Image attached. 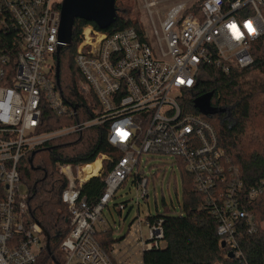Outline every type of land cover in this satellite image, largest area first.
Instances as JSON below:
<instances>
[{
    "label": "built area",
    "instance_id": "2783aa9c",
    "mask_svg": "<svg viewBox=\"0 0 264 264\" xmlns=\"http://www.w3.org/2000/svg\"><path fill=\"white\" fill-rule=\"evenodd\" d=\"M63 1L7 0L20 43L14 63L0 55V264H49L43 256L50 252L46 233L32 219L21 162L53 140L103 126L108 143L122 153L118 158L100 155L95 161L100 169L87 180L81 174L88 165L57 164L68 184L61 198L71 231L53 264H114L97 237L110 228L122 232L129 206L138 210L130 227L136 226L141 263L146 252L163 250V217L177 216L178 210L165 207L162 214L144 217L141 204H148L158 178L170 175L169 183L177 185V169L183 186L189 176L195 192L207 198L220 245L233 254L228 258L248 264L239 240L259 232L249 206L263 197L264 180L245 189L240 169L219 145L214 127L186 101L191 94L192 107L197 105L196 87L202 80H214L211 69L229 76L254 65L252 47L264 36V0H185L166 14L157 9L160 1L144 0L153 39L144 28L110 35L87 24L75 53L83 103L73 104L63 97L56 79ZM45 107L70 124L42 132ZM106 164L112 169L105 191L90 204L82 189L102 176ZM130 182L135 197L113 205L121 217L114 227L104 218L105 209L125 198L119 191Z\"/></svg>",
    "mask_w": 264,
    "mask_h": 264
},
{
    "label": "trees",
    "instance_id": "16d2710c",
    "mask_svg": "<svg viewBox=\"0 0 264 264\" xmlns=\"http://www.w3.org/2000/svg\"><path fill=\"white\" fill-rule=\"evenodd\" d=\"M118 2L115 4L117 16L114 25L106 32L113 35L134 28L141 33L143 24L129 13L128 17L125 16L126 12L120 14ZM87 24L94 25L75 20L71 44L55 54L60 69V90L72 104L83 103L78 89L81 73L75 64V53ZM19 41L20 30L12 27L7 0H0V55L10 56L14 63L19 52ZM252 49L254 65L241 72H232L229 76L211 69L210 76L214 80H202L196 87L195 94L202 96L198 104L192 107L194 98L191 94L186 101L194 113L214 127L219 145L233 164L239 167L246 190L260 185L264 180V36L254 43ZM204 101L207 102L204 104L208 109L206 111L200 108ZM213 109L216 111L213 112ZM222 109L229 115L221 113ZM44 113L42 132L60 129L71 122L58 118L49 107H45ZM103 154L117 158L122 154L108 143L104 126L53 140L21 162L20 171L28 188L32 219L40 223L49 237L50 252L43 253L49 264L58 261L56 251L71 231L70 213L61 198L68 184L57 164H70L74 168L89 165L86 167L93 168L94 162ZM111 167L106 164L102 176L91 179L83 187L82 196L90 204H96L105 191L104 181ZM185 179L183 214L165 215L162 220L167 246L163 250L146 252L141 264H237L228 258L229 250L220 245L218 223L210 213L207 198L195 192L189 176ZM249 207L260 223L259 232L241 238L240 247L248 264H264V195ZM114 235L115 231L110 228L100 232L97 237L102 249L111 257L114 246L120 241L114 239Z\"/></svg>",
    "mask_w": 264,
    "mask_h": 264
},
{
    "label": "rangeland",
    "instance_id": "374dc122",
    "mask_svg": "<svg viewBox=\"0 0 264 264\" xmlns=\"http://www.w3.org/2000/svg\"><path fill=\"white\" fill-rule=\"evenodd\" d=\"M153 1V0H149ZM154 1H160L159 5L157 6V9L161 11V13H167L169 10V7L184 2L185 0H154ZM190 3H192L195 0H188ZM118 8L120 10V14H123V12H126V17H128V13L138 19L141 24L144 25L145 33L148 37H153V27L151 20L148 15L147 9H144V0H119ZM164 18V17H163ZM156 23H158L157 17H156ZM159 24V23H158ZM170 175H167L164 180L161 181L160 178L156 180V185L154 187H151L150 189V199L148 201V204L143 202L141 204V210H144L145 213H142V216H148V214L151 213V215H157L162 214L166 209L165 207H168L170 209H177V214H179L181 211V207H183L184 204V194L183 192V183L182 176L180 171L177 169L176 172V181L177 185H175L174 180L169 183V177ZM186 180V179H185ZM187 181V180H186ZM163 182V184H162ZM154 188V190H153ZM175 188L177 189V196L175 195ZM119 193L121 195H124L125 198L119 197V199L115 200L111 204V210L105 209V216L104 218L107 219V223L116 227H119L121 217L119 216L118 212L115 211L113 205L119 204L120 201H129L133 199L135 196V189L132 183L130 182L128 185H126L124 188H122ZM165 201V202H164ZM165 203V206H164ZM131 211V212H130ZM174 212V211H173ZM175 213V212H174ZM129 216L127 217V215ZM138 215V210L134 208L133 210H130V206L125 210V213L123 215L125 222V229L126 233H128V236L124 238V240L117 244L114 247L113 257L116 259L118 263L121 264H140L141 263V257L142 253H139V245L137 243V235L135 234L136 226L130 227V224L133 223L134 219ZM107 225V224H106ZM102 229H105V227H101ZM147 230L145 229L144 235L146 236ZM117 236H115L114 239H119L120 236L118 231L116 232Z\"/></svg>",
    "mask_w": 264,
    "mask_h": 264
},
{
    "label": "water",
    "instance_id": "95a60500",
    "mask_svg": "<svg viewBox=\"0 0 264 264\" xmlns=\"http://www.w3.org/2000/svg\"><path fill=\"white\" fill-rule=\"evenodd\" d=\"M116 1L117 0H64L61 5L62 16L57 54H59L62 48L71 44L73 25L77 19L93 23L102 31L109 30L114 25L117 16V10L115 8ZM56 69V79L58 84L60 77L59 63L57 64ZM206 103L207 102L205 101L202 104L200 103V108H202L203 111L208 110L206 108L207 106L204 105ZM220 112L224 113L225 110L222 109ZM46 238L48 242L47 251L49 252V237L46 235ZM224 246L225 244L222 243V247ZM229 257L233 258V254H229Z\"/></svg>",
    "mask_w": 264,
    "mask_h": 264
},
{
    "label": "bare ground",
    "instance_id": "6f19581e",
    "mask_svg": "<svg viewBox=\"0 0 264 264\" xmlns=\"http://www.w3.org/2000/svg\"><path fill=\"white\" fill-rule=\"evenodd\" d=\"M100 165H101V163H100L99 161H97V162L94 163V167H93V168H92V167H90V168H88V167H84V172L81 174L82 178H83L84 180H87V179H89V177H90V173H92V174H96L97 171L100 169V168H99ZM88 166H89V165H88Z\"/></svg>",
    "mask_w": 264,
    "mask_h": 264
},
{
    "label": "crops",
    "instance_id": "0c3cea01",
    "mask_svg": "<svg viewBox=\"0 0 264 264\" xmlns=\"http://www.w3.org/2000/svg\"><path fill=\"white\" fill-rule=\"evenodd\" d=\"M169 9H170V7H169ZM124 225H125V223H124ZM125 227H126V225H125ZM125 227H124V229H125ZM124 229H123V231L120 232L119 235H118V236H120V238H119V240H120L119 243H121V242L124 240V238H126V237L128 236V233H126V230H124ZM102 231H103V230H102ZM115 236H117V235H114V238H115ZM119 243H118V244H119ZM115 246H116V245H115ZM115 246H114V247H115ZM113 252H114V249H113ZM113 252H112V253H113ZM112 259L115 261L116 264H121V263H118V262L116 261V259H114V257H112Z\"/></svg>",
    "mask_w": 264,
    "mask_h": 264
},
{
    "label": "flooded vegetation",
    "instance_id": "af4514ba",
    "mask_svg": "<svg viewBox=\"0 0 264 264\" xmlns=\"http://www.w3.org/2000/svg\"><path fill=\"white\" fill-rule=\"evenodd\" d=\"M201 98V95H197L196 97H195V100H199Z\"/></svg>",
    "mask_w": 264,
    "mask_h": 264
}]
</instances>
